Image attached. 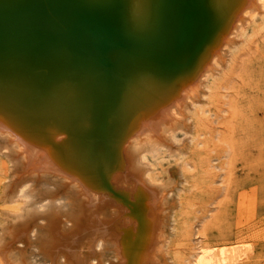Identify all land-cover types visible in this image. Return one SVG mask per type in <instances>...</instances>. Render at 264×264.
I'll return each instance as SVG.
<instances>
[{"label":"bare ground","instance_id":"bare-ground-1","mask_svg":"<svg viewBox=\"0 0 264 264\" xmlns=\"http://www.w3.org/2000/svg\"><path fill=\"white\" fill-rule=\"evenodd\" d=\"M263 9L0 0V145L40 205L1 227L0 264H169L168 187L150 180L147 157L186 135L208 77ZM199 243L187 264H231L225 247Z\"/></svg>","mask_w":264,"mask_h":264},{"label":"rangeland","instance_id":"rangeland-1","mask_svg":"<svg viewBox=\"0 0 264 264\" xmlns=\"http://www.w3.org/2000/svg\"><path fill=\"white\" fill-rule=\"evenodd\" d=\"M263 11L228 48L224 67L208 77L190 111L188 133L178 132L167 151L147 157L150 180L168 187L169 264H187L197 240L214 254L225 247L231 264H264ZM7 154L0 145V237L5 234L1 227L22 221L27 211L40 207L28 201L30 181L16 179L15 160ZM37 183V188L44 187L45 182Z\"/></svg>","mask_w":264,"mask_h":264}]
</instances>
